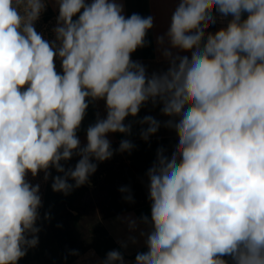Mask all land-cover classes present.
<instances>
[{
	"label": "clouds",
	"instance_id": "9594fccd",
	"mask_svg": "<svg viewBox=\"0 0 264 264\" xmlns=\"http://www.w3.org/2000/svg\"><path fill=\"white\" fill-rule=\"evenodd\" d=\"M50 6L49 38L37 25ZM154 26L124 0H0V264L38 247L42 183L65 197L91 186L136 150L134 125L149 146L161 128L177 142L145 172L150 214L121 217L129 235L95 264H264V0H175L155 40L166 68L149 72L133 54ZM149 105L165 119L141 117Z\"/></svg>",
	"mask_w": 264,
	"mask_h": 264
},
{
	"label": "rangeland",
	"instance_id": "374dc122",
	"mask_svg": "<svg viewBox=\"0 0 264 264\" xmlns=\"http://www.w3.org/2000/svg\"><path fill=\"white\" fill-rule=\"evenodd\" d=\"M55 16L56 12L50 6L37 25V29L44 31L46 37L51 36L48 29L54 24ZM57 67L59 68V63ZM117 145L118 143H113V147ZM136 145L137 148L131 155L117 154L111 160L100 164L98 171L90 178L91 186L86 185L76 189L67 198V204L79 209L81 221L85 223L84 230L87 235H83L84 240L79 243L78 250L84 251L91 246L102 254L111 250L113 242L103 228L102 219L110 214L149 202L145 172L155 157L149 146ZM75 162L74 159L70 163L74 165ZM121 185L131 187L135 198L134 204L122 200L118 192ZM73 214L77 215L76 212ZM41 255L39 250H33L30 256L34 258L31 261L22 259L19 264H35ZM41 260L45 261L43 258Z\"/></svg>",
	"mask_w": 264,
	"mask_h": 264
},
{
	"label": "crops",
	"instance_id": "0c3cea01",
	"mask_svg": "<svg viewBox=\"0 0 264 264\" xmlns=\"http://www.w3.org/2000/svg\"><path fill=\"white\" fill-rule=\"evenodd\" d=\"M124 3H125V14L128 15L126 0H124ZM146 4H147L148 15L151 14L155 17V26L148 33V40L151 42V44L148 47L138 49L137 52L133 54V59L142 61L145 65L148 66L149 72H151L152 70H159L162 68H166V64H164L163 61L158 59L159 54L156 51L155 40L158 35H161L164 32H166L170 22L171 12L175 7V0H146ZM133 12L136 11L131 10L130 14ZM219 26L220 25L218 24L216 27ZM99 110L103 111V102L100 103ZM94 111L95 110L93 108L91 107L89 108L88 115L84 121L83 128H86L89 123L93 122ZM145 114H152L157 116L158 119H165L164 117L159 115L158 109L152 110L150 105L141 110L140 116L142 117ZM138 133H139V126L134 125L132 136L127 138L131 139L135 144H142L145 146H149V144H146L144 141L139 139ZM79 135L82 142H84V131L81 130ZM109 138L112 140L113 143H119V141L125 137H122L119 134H115V135H110ZM176 142L177 141L174 132L161 128L160 132L157 133L156 136H153L151 138L149 147L151 151H153L155 157V150L159 145L163 144L165 147L169 149L170 152L172 150V146ZM35 182L37 181H33V183ZM46 186L47 184L42 183L41 191L43 195V201H44ZM141 214H150V202L134 206L132 208L123 210L115 214H110L102 219V225L106 230V232L108 233V235L110 236V238L113 240L115 244V248L119 247V245L117 244V240L126 239L127 236L129 235L127 231V225L121 219V217H127L129 215H132L134 217H139ZM90 250L93 249L87 250L84 254L81 255V257L85 256ZM143 250L145 249L143 248L142 241L140 245L137 246L130 245L129 249L125 252L126 260L128 261L133 260L136 252ZM79 259L80 258H77L72 264H77ZM100 259L103 258H101L96 253L95 257L90 258V260L88 261L82 262V264H95V261Z\"/></svg>",
	"mask_w": 264,
	"mask_h": 264
},
{
	"label": "trees",
	"instance_id": "16d2710c",
	"mask_svg": "<svg viewBox=\"0 0 264 264\" xmlns=\"http://www.w3.org/2000/svg\"><path fill=\"white\" fill-rule=\"evenodd\" d=\"M126 4L128 15H130L131 10H135L144 16L148 15L146 0H126ZM53 174L55 175V173ZM50 183L51 181L46 186L44 207L40 211L41 217H43L44 213L50 210L52 219L50 222H41L43 231L39 234V245L34 250H39L42 257L40 256L35 264H72L79 257L68 256L65 259V256L69 249H77L79 243L84 240L83 235H87L84 230L85 223L81 221L79 209L67 204L69 196L65 197L60 193H54L51 190ZM73 212H76L77 215H74ZM57 225H61V227H57ZM106 234L108 235L107 232ZM108 237L110 238L109 235ZM111 241L113 242L112 239ZM113 248H115L114 242L111 249ZM89 249L95 250L101 258H104L106 254H102L93 246L84 251L79 250V252L82 255ZM32 251L30 250L23 260L31 261L34 258V256H30ZM42 258L45 261H42Z\"/></svg>",
	"mask_w": 264,
	"mask_h": 264
}]
</instances>
